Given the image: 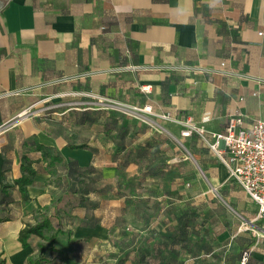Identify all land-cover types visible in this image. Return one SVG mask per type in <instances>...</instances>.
I'll return each mask as SVG.
<instances>
[{"label": "crops", "instance_id": "0c3cea01", "mask_svg": "<svg viewBox=\"0 0 264 264\" xmlns=\"http://www.w3.org/2000/svg\"><path fill=\"white\" fill-rule=\"evenodd\" d=\"M147 105L172 121L127 114ZM237 114L264 118V0L8 1L0 264L40 255L19 236L45 218L64 232L46 264H264L255 202L201 136L179 143L180 123L224 134Z\"/></svg>", "mask_w": 264, "mask_h": 264}, {"label": "built area", "instance_id": "2783aa9c", "mask_svg": "<svg viewBox=\"0 0 264 264\" xmlns=\"http://www.w3.org/2000/svg\"><path fill=\"white\" fill-rule=\"evenodd\" d=\"M151 90L152 86L142 88L146 94L151 93ZM127 114L158 129L163 128L157 123L156 118L172 121L169 115L156 113L151 105L135 107ZM210 120L211 117L207 115L202 119L201 125L191 122L180 123L186 127L181 134L182 141L194 133L201 136L210 151L227 167L230 178L255 202L258 207L257 219L264 220V118L246 127L243 115L231 116L224 134L209 132L206 125ZM182 141L179 140V143L183 146ZM257 235L264 238V233ZM248 257V254L243 257L242 264L247 263Z\"/></svg>", "mask_w": 264, "mask_h": 264}, {"label": "trees", "instance_id": "16d2710c", "mask_svg": "<svg viewBox=\"0 0 264 264\" xmlns=\"http://www.w3.org/2000/svg\"><path fill=\"white\" fill-rule=\"evenodd\" d=\"M183 144H184V142H183ZM22 168H23L24 173H26V174L24 177H22L20 180H18L17 183L20 186V192L24 196V200L28 201L29 197L27 194V187L32 184L36 173L30 165L23 166ZM60 234H64L63 230L62 229L56 230L52 226L51 221L48 218L43 219L42 222H39L35 225H28L25 229H23L20 232L19 240H20V243L22 244V246L24 248L29 247L30 238L32 236H38L39 238L44 240L47 244L46 246H44V245L39 246L40 255L38 257L31 258L29 260V264H46L49 255L55 250L56 243L58 241V237ZM246 254L249 255V252H244L242 255V259ZM249 258H250V255L248 257V261H249ZM142 260L144 261L143 258H142ZM125 261L126 260L123 259V260H121V263L123 264V263H125ZM248 261H247V263H248ZM241 263H242V260H241Z\"/></svg>", "mask_w": 264, "mask_h": 264}, {"label": "rangeland", "instance_id": "374dc122", "mask_svg": "<svg viewBox=\"0 0 264 264\" xmlns=\"http://www.w3.org/2000/svg\"><path fill=\"white\" fill-rule=\"evenodd\" d=\"M202 180L208 183V180L204 175L201 176ZM215 193H217L216 190H213ZM217 195V194H216ZM218 197V196H217ZM262 242L264 243V238H261ZM103 264H110V254L108 253L107 258L105 260H102Z\"/></svg>", "mask_w": 264, "mask_h": 264}, {"label": "water", "instance_id": "95a60500", "mask_svg": "<svg viewBox=\"0 0 264 264\" xmlns=\"http://www.w3.org/2000/svg\"><path fill=\"white\" fill-rule=\"evenodd\" d=\"M10 0H0V11L5 8L6 3Z\"/></svg>", "mask_w": 264, "mask_h": 264}]
</instances>
